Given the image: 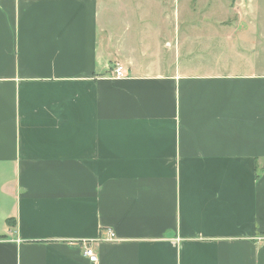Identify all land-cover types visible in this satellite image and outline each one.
Segmentation results:
<instances>
[{
    "label": "crops",
    "instance_id": "crops-1",
    "mask_svg": "<svg viewBox=\"0 0 264 264\" xmlns=\"http://www.w3.org/2000/svg\"><path fill=\"white\" fill-rule=\"evenodd\" d=\"M134 2L0 0V264H264V74L126 63Z\"/></svg>",
    "mask_w": 264,
    "mask_h": 264
},
{
    "label": "rangeland",
    "instance_id": "rangeland-1",
    "mask_svg": "<svg viewBox=\"0 0 264 264\" xmlns=\"http://www.w3.org/2000/svg\"><path fill=\"white\" fill-rule=\"evenodd\" d=\"M134 1L101 6L102 34L126 63L169 73L204 62L216 64L209 73L264 74V0Z\"/></svg>",
    "mask_w": 264,
    "mask_h": 264
},
{
    "label": "built area",
    "instance_id": "built-area-1",
    "mask_svg": "<svg viewBox=\"0 0 264 264\" xmlns=\"http://www.w3.org/2000/svg\"><path fill=\"white\" fill-rule=\"evenodd\" d=\"M114 74L116 78H122L124 77L125 74V70L124 68L119 65L117 66V68L114 70ZM111 238H113V234H111ZM84 256L92 263V264H97L99 262V258L98 255L96 254V252L94 251L93 248L91 247H87L84 251Z\"/></svg>",
    "mask_w": 264,
    "mask_h": 264
}]
</instances>
